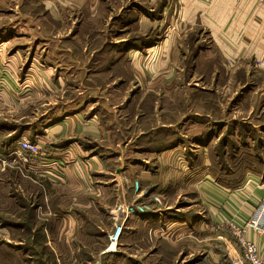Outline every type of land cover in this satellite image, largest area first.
<instances>
[{
	"label": "crops",
	"instance_id": "0c3cea01",
	"mask_svg": "<svg viewBox=\"0 0 264 264\" xmlns=\"http://www.w3.org/2000/svg\"><path fill=\"white\" fill-rule=\"evenodd\" d=\"M154 1L138 0L134 9L125 7V21L130 16L134 21L130 26H138L141 32L154 27L157 30L152 44L128 46L126 58L133 52L156 55L166 50L167 57L173 61L167 73L176 74V82L163 77L152 82V87H163L164 91L189 85L195 92L187 99L170 100L182 109L173 114L176 120L173 126L161 122L165 116L159 115L156 109L169 99L166 103L158 97L146 99L145 95L155 89L147 90L142 97L146 81L145 85L140 81L123 101L113 98L114 91L126 84L115 80L103 88L77 85V90L85 91L76 100H69L65 94L58 93L67 89L62 75L54 83L32 80V73L36 74L34 56L29 59L26 78L22 80L18 73L20 53L9 57L4 67L0 66V264H116L115 254L105 253V243H95L97 239L93 237L103 235L101 231L98 234L103 214L109 216V209L118 201L132 200L129 183L136 178L153 186L168 187L174 184L171 182L175 178L180 185L187 177L188 185L196 188L211 225L229 220L244 223L264 200V172L260 169L236 184V188H228L212 177L209 166L200 169L196 163L181 161L184 153L196 154L200 149L209 153L223 138L228 145L230 130L233 137H239L246 129L244 124L260 119L264 108L260 112L256 106L260 103L264 106V6L257 0ZM110 3L117 7L115 2ZM93 6L100 9V0ZM123 8L120 5V10ZM176 26L198 31L193 41L197 51V64L193 67L184 65L188 52L181 56L176 53L177 35L173 36ZM0 46L1 55L7 43ZM212 56H219V67L211 66L208 59ZM115 66L93 74H110ZM186 70L191 73L189 77ZM183 74L188 81L180 84ZM197 74L210 88L191 84ZM203 74L212 81L206 82ZM42 87L52 92L50 99L41 104L46 108L39 112L33 97ZM90 90L95 95L87 97L85 92ZM197 91L208 95L211 92L214 105L210 98H204ZM144 105L154 106L156 114H146ZM256 113H260L257 118ZM154 116L158 124L150 130L146 126L149 117ZM254 127L258 135L264 136V123ZM26 139L40 144L44 155L32 157L23 150L20 142ZM187 144L191 146L188 150ZM262 151L263 148H258L259 154ZM257 158L264 164V157ZM151 159L158 164L154 170L149 165ZM12 160L21 161L15 165ZM260 162H257L259 166ZM181 170L187 175L179 173ZM162 215L163 211L149 213L142 220L148 222L149 217L162 218ZM197 218L204 221V217ZM171 223V228H186L184 221ZM132 226L133 222L128 221L125 232ZM249 236L264 247V237L251 232ZM130 239L126 238L125 249H132L130 253H134L137 245L129 242ZM144 247L143 242L141 254L145 252ZM10 250L19 253L11 255ZM87 250L97 254L95 260L94 254L86 257ZM130 258H126L130 264H147L144 257L139 260L130 255Z\"/></svg>",
	"mask_w": 264,
	"mask_h": 264
},
{
	"label": "rangeland",
	"instance_id": "374dc122",
	"mask_svg": "<svg viewBox=\"0 0 264 264\" xmlns=\"http://www.w3.org/2000/svg\"><path fill=\"white\" fill-rule=\"evenodd\" d=\"M97 1L0 0V44L7 43L6 48L1 51L0 66L4 67L5 61L9 57L20 53V57L17 56L18 67H20L18 73L22 80L26 78L25 72L28 70L29 59L34 56L36 65L33 71H36V74L32 73V80L39 83H54L58 80L56 78L62 75V82L64 81L67 89H64L65 91L58 90V93L65 94L64 97L66 96L69 100H76L80 93L85 91L83 89L77 90V85H84L86 88H103L108 82L114 80L117 83H125L126 85L122 89L114 91L115 95L113 97L116 100L123 101L128 98L130 90L134 89L133 91H135V86L140 81H143V85H145V81L148 82L147 86L145 85L144 87V91H142V97L144 93H147V90L155 89L152 87V82L157 81V79L169 77L171 81L176 82V74L167 73L168 66L173 61L170 56L167 57L168 53L166 50L162 51V53L157 52L156 55L150 54V52H144L141 55L140 52L139 55H135L134 52H130L132 53L131 56L126 58V48L128 46L140 47L142 44H152L155 36H157L156 27L154 29L148 28L147 31L141 32L138 26H130L134 23L131 16L129 20L126 19L125 21L124 17L127 13L125 7L128 8L130 6V8L134 9L135 2L138 0H125V2L124 0H100V9H94L93 4ZM110 1L112 3L115 2L117 7L111 4ZM155 2L153 0V3ZM122 4L124 8L120 10V5ZM157 10L158 8L153 15L154 18L157 17ZM175 28L173 36L177 35V38L175 37L177 39L175 42L176 53L181 56L182 53L188 52L184 65L186 68L193 67L197 64V51L196 47L193 48V41L198 37V31L187 29L188 27L186 26H176ZM149 38H153L152 41ZM206 38L209 40L208 37ZM208 40H206V43L209 42ZM208 60H210L211 66L219 67L221 64L219 56H212ZM181 61L183 64V59ZM114 63L116 66L113 65ZM111 66H115V71L110 74L107 72L93 74L96 71L108 70ZM51 71H53L52 74H46ZM190 74L186 70L187 77ZM199 75H196L191 84L200 88H210L209 84L206 85V83L199 80L201 79ZM183 76L184 74L180 79V84L188 81V78L184 80ZM202 76L206 79V82L212 81L211 79L209 81L205 74ZM185 87L180 90L165 88V92L162 91L163 87H156L157 89L145 95L146 99L158 97L164 100L165 103L169 99V102L156 108L159 115L165 116L164 119L160 120L167 126H173V122H176L173 114H178L180 109V106L172 105L170 100L187 99L195 93L194 91L192 92L189 85ZM168 89H170V92H168ZM51 92V90H45L43 87L37 90L33 97L36 100L33 103L36 104L35 106L39 112H41V109L46 108V106L42 107L41 104L46 102V98L50 99ZM197 93L202 94L204 98H210L209 101L214 105L212 101L214 96L211 92H209L210 95L204 91L202 93L197 91ZM85 95L90 97L95 94L90 90L86 91ZM217 98L218 96H215L216 100ZM7 108L11 109L9 106ZM142 108L148 115L156 114L154 106L144 105ZM263 108L264 106H261V103L256 106V109L260 112H262ZM187 109L188 106L186 107ZM198 109L201 110V107H198ZM186 112L187 114L189 113L188 111ZM257 115H260V113H256V118ZM149 121L146 127L150 130L158 124L155 116L154 118L149 117ZM261 123H264V110L256 123L250 121V124H244L246 129L244 134L239 137H233V131L230 130L228 145H225L227 139L223 138L216 143L209 153H203L202 149L196 154L184 153L181 156V161H188V163L194 165L196 163L200 169L209 166V172L212 177L223 186L232 185L233 187L237 183H242L250 174L256 173V169L264 172V164L257 158L263 159L264 157V136L258 135L259 132L254 127L256 124ZM167 126L166 128H169ZM247 126H250L251 129H247ZM21 143L22 141L20 146ZM186 146L188 147L187 150L191 147L189 144ZM258 148H263L262 154H259ZM30 155L32 157H42L44 151L37 156L32 153ZM23 159L28 161L27 157H23ZM23 159L22 161H24ZM20 161L12 160L15 165L19 164ZM256 161L260 162L261 165L259 166ZM149 165L154 170L156 169L154 165L157 166L158 164L151 159ZM258 166L260 168H257ZM179 173L187 175L185 170H181ZM174 174L176 175L177 172ZM175 179V181L172 180L171 182L174 184L168 185V187L153 186L151 183L146 181L144 183V180L138 178L133 179L132 183H129L130 185L128 184L131 187L132 200H121L116 202V204L119 202L131 203L136 200L149 202L152 195H158L162 204L154 209L157 212L163 211L164 215H162V218L151 216L148 218V222L142 220L145 216H141V218L139 216L132 217L130 219L133 222V228H130L132 230L128 229V231L124 232L117 252L108 254H115L113 259L116 264H130L126 260V258H130V255L134 259L139 260L141 259L140 257H144L143 261L147 262V264H191L194 262H198L196 264H214L213 262L235 264L241 253L239 245L230 230L223 227L224 224L211 225L206 208L202 204L200 197H198L196 188L191 186L192 184L188 185L189 179L187 177L186 180L181 181L182 183L179 181L181 188L179 184H176V182L178 183V178ZM136 181L140 183L142 193H146L144 198L133 194L132 187ZM182 184L184 185L182 186ZM165 187L167 188L165 189ZM197 217H204V221H200ZM191 220L195 221L191 223ZM177 221L186 222L184 226L186 228H183L184 230L176 227L171 228V222ZM98 224L100 225L98 234L101 231L103 235H93V238L94 240L97 239L95 243L103 241L105 243L104 246H106L108 233L113 227L112 219L107 214H103ZM196 224L200 226H196ZM88 229H93V227ZM93 230L90 232H93ZM93 238L92 241H94ZM126 238H131L129 242L136 243L137 251L130 253L132 249H125ZM143 242L145 244L143 248L145 251L143 253L145 254L144 256L139 252L140 245ZM10 251L11 255L14 253L15 256L19 253V251ZM154 253L155 256H153ZM0 254L2 255L1 250ZM92 254H94L93 251H85L86 257H91ZM96 256L97 254L95 253L93 255L94 260ZM146 257L149 258L146 259ZM203 260H205V263Z\"/></svg>",
	"mask_w": 264,
	"mask_h": 264
},
{
	"label": "built area",
	"instance_id": "2783aa9c",
	"mask_svg": "<svg viewBox=\"0 0 264 264\" xmlns=\"http://www.w3.org/2000/svg\"><path fill=\"white\" fill-rule=\"evenodd\" d=\"M264 6V0H257ZM22 149L29 151L33 155H40L42 147L38 143H34L28 139L21 143ZM135 196L144 198L146 193L140 190V183L135 182L132 187ZM162 204L158 195H152L149 202H119L109 209V216L112 219V230L108 233V245L104 250L105 253H115L120 246L121 239L124 235L126 224L132 217H143L150 212H157L154 208ZM230 230L232 236L236 239L241 255L235 264H264V247H260L258 243L251 239L249 233L264 237V200L261 201L251 215L244 223H238L233 220L226 221L223 225Z\"/></svg>",
	"mask_w": 264,
	"mask_h": 264
},
{
	"label": "trees",
	"instance_id": "16d2710c",
	"mask_svg": "<svg viewBox=\"0 0 264 264\" xmlns=\"http://www.w3.org/2000/svg\"><path fill=\"white\" fill-rule=\"evenodd\" d=\"M14 139V138H13ZM13 139H11V140H13ZM238 184V183H237ZM228 188H236L237 186H236V184L232 187V185H230V186H227ZM107 245H108V239H107ZM107 245L105 246V248H104V250L106 249V247H107ZM108 254V253H107Z\"/></svg>",
	"mask_w": 264,
	"mask_h": 264
}]
</instances>
